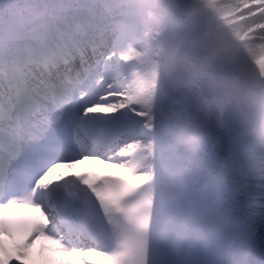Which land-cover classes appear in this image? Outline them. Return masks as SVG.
<instances>
[{
	"label": "snow or ice",
	"instance_id": "snow-or-ice-1",
	"mask_svg": "<svg viewBox=\"0 0 264 264\" xmlns=\"http://www.w3.org/2000/svg\"><path fill=\"white\" fill-rule=\"evenodd\" d=\"M202 7L264 75V0ZM134 17V0H0V264H264V165L168 170L134 102Z\"/></svg>",
	"mask_w": 264,
	"mask_h": 264
},
{
	"label": "clouds",
	"instance_id": "clouds-1",
	"mask_svg": "<svg viewBox=\"0 0 264 264\" xmlns=\"http://www.w3.org/2000/svg\"><path fill=\"white\" fill-rule=\"evenodd\" d=\"M134 4L122 33L137 65L134 102L167 134L178 156L168 170L183 179L221 153L223 172L251 175L264 165V75L248 53L252 42L202 0Z\"/></svg>",
	"mask_w": 264,
	"mask_h": 264
},
{
	"label": "bare ground",
	"instance_id": "bare-ground-1",
	"mask_svg": "<svg viewBox=\"0 0 264 264\" xmlns=\"http://www.w3.org/2000/svg\"><path fill=\"white\" fill-rule=\"evenodd\" d=\"M37 244L39 245V242H37ZM32 252H33V254H35L37 251H34L32 249ZM46 255L51 256L54 261L58 260L59 259V256H60V254H54V255L53 254H46Z\"/></svg>",
	"mask_w": 264,
	"mask_h": 264
},
{
	"label": "rangeland",
	"instance_id": "rangeland-1",
	"mask_svg": "<svg viewBox=\"0 0 264 264\" xmlns=\"http://www.w3.org/2000/svg\"><path fill=\"white\" fill-rule=\"evenodd\" d=\"M32 249H33V250H35V248H34V247H33Z\"/></svg>",
	"mask_w": 264,
	"mask_h": 264
}]
</instances>
